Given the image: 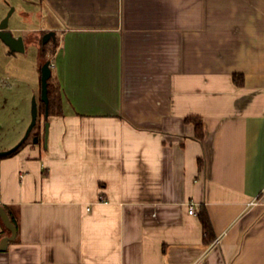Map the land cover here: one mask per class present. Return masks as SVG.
I'll use <instances>...</instances> for the list:
<instances>
[{"label":"crops","instance_id":"0c3cea01","mask_svg":"<svg viewBox=\"0 0 264 264\" xmlns=\"http://www.w3.org/2000/svg\"><path fill=\"white\" fill-rule=\"evenodd\" d=\"M11 1L54 67L46 140L0 159V264H264V0Z\"/></svg>","mask_w":264,"mask_h":264},{"label":"rangeland","instance_id":"374dc122","mask_svg":"<svg viewBox=\"0 0 264 264\" xmlns=\"http://www.w3.org/2000/svg\"><path fill=\"white\" fill-rule=\"evenodd\" d=\"M11 4L15 6L11 0H0V17L4 18L9 10L14 8ZM17 5L8 21V30L14 26H22L19 16L20 4ZM11 34L13 37L18 36L17 33ZM37 57V50L28 46L23 53L8 54L6 47L0 42V152L11 149L23 138L31 122L32 99H35L38 108L33 133L43 130L42 113L45 116V105L40 99ZM45 140L44 134L41 137L42 143ZM32 142L33 138L29 137L24 146L33 144Z\"/></svg>","mask_w":264,"mask_h":264},{"label":"water","instance_id":"95a60500","mask_svg":"<svg viewBox=\"0 0 264 264\" xmlns=\"http://www.w3.org/2000/svg\"><path fill=\"white\" fill-rule=\"evenodd\" d=\"M13 12V8L9 10L7 15L0 21V42L9 50L11 54L14 53H23L25 50L24 42L22 37H13L11 32L8 30V20ZM54 33L48 32L44 34L41 38V44L45 45L50 40H53ZM49 61H46L42 64L40 67V99L45 105V117L48 116V95H47V89H48V80L51 77V70L49 68ZM37 104L35 99H32V107H31V122L21 139L19 143H17L14 147H12L9 150L0 152V158L6 157L13 152H15L27 139L29 133L33 129V127L36 124L37 120ZM46 133H47V125L45 126V139H46ZM33 143H36V140H33ZM0 219L5 226V228L9 231L10 235L8 237H3L0 240V252L5 251L8 243L12 242L16 237V228L15 226L10 222V219L8 218L4 208L0 205Z\"/></svg>","mask_w":264,"mask_h":264},{"label":"trees","instance_id":"16d2710c","mask_svg":"<svg viewBox=\"0 0 264 264\" xmlns=\"http://www.w3.org/2000/svg\"><path fill=\"white\" fill-rule=\"evenodd\" d=\"M52 51H53L52 45H48V43H46L45 45L40 44L39 50H38V54H39L40 59L42 60L45 55L51 54ZM44 60L45 59L42 60V62H41L42 64L44 62H46ZM238 78L239 77L233 76V82L236 85L241 84V80H238ZM51 92H52V90H51L50 83L48 80V89H47L48 106L51 105V97H50ZM184 122L186 124H192L194 126V138L197 141L201 142L203 140V137H204V127H203L202 120L199 117L190 116V117H186L184 119ZM20 148H22V147L20 146L15 152H13L12 154H10L6 157H9V156L16 154L20 150ZM3 158H5V157H3ZM198 164H199V166H201L200 161ZM3 208H4L8 218L10 219V222L15 226V228H17V223H16L14 217L8 212L6 207H3ZM198 217H199V221H200L201 226H202L203 242H204V244H211L214 241L215 236H214V233L212 230V226L210 223L209 216H208L207 211L205 210L204 207H201Z\"/></svg>","mask_w":264,"mask_h":264},{"label":"flooded vegetation","instance_id":"af4514ba","mask_svg":"<svg viewBox=\"0 0 264 264\" xmlns=\"http://www.w3.org/2000/svg\"><path fill=\"white\" fill-rule=\"evenodd\" d=\"M7 49V48H6ZM7 52H8V54H11L10 52H9V50L7 49ZM12 55V54H11ZM44 109H45V106H44ZM43 109V110H44ZM37 112H38V108H37ZM42 113V112H41ZM40 113V114H41ZM43 114V118H44V120H43V122H42V124H43V130L41 129V130H39L37 133H33V129H34V127L36 126V124H35V126L33 127V129L31 130V132L29 133V135H28V137H27V139L23 142V144L21 145V147H23L24 146V144L26 143V141L28 140V138L29 137H31V139L33 138V140H36V143H40L41 142V137L45 134V126H46V124H47V120H46V117L44 116V113H42ZM37 116H38V114H37ZM37 122V121H36ZM40 132H43V134L41 135V133ZM33 143V142H32Z\"/></svg>","mask_w":264,"mask_h":264},{"label":"built area","instance_id":"2783aa9c","mask_svg":"<svg viewBox=\"0 0 264 264\" xmlns=\"http://www.w3.org/2000/svg\"><path fill=\"white\" fill-rule=\"evenodd\" d=\"M54 67L52 63H49V68L50 70ZM188 214L189 215H196L197 214V207L194 205H189L188 206Z\"/></svg>","mask_w":264,"mask_h":264}]
</instances>
